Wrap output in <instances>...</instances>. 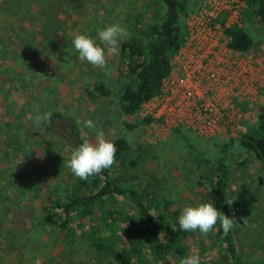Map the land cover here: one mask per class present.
<instances>
[{
	"label": "rangeland",
	"instance_id": "obj_1",
	"mask_svg": "<svg viewBox=\"0 0 264 264\" xmlns=\"http://www.w3.org/2000/svg\"><path fill=\"white\" fill-rule=\"evenodd\" d=\"M184 2L181 46L192 39L187 26L195 30L201 24L216 28L220 42L225 43L224 28L232 25L241 27L253 42L248 52L238 56L244 68L238 80L243 94L232 102L238 126L212 138L184 127L145 124L149 117L143 107L131 116L119 110L121 47L140 36L160 7L158 0H0V264H117L109 253L93 247L95 238L116 250L128 248L122 234L134 226L136 215L122 197L97 207L92 219L74 216L66 231L42 223L47 199L62 197L74 176L65 166L74 149L64 136L46 131L43 121L35 122V116L45 112L73 119L81 142H95V130L83 123L88 119L112 142L124 138L130 148L128 157H138L140 162L130 171L137 177L134 188L152 191L172 231L184 207L211 203L205 176L222 158L229 168L226 198L233 200L226 215L234 213L240 223L231 230L239 260L264 264V167L239 145L240 137L256 128L258 114L264 110V26L245 15L240 0ZM114 23L130 34L121 43L120 54L106 56V70L81 62L72 39L77 34L95 38L98 30ZM94 82H102L110 95L88 98ZM177 129L185 140L175 133ZM118 213L131 220L123 222ZM162 239L171 264L193 253L199 254L200 264H233L214 230L207 237L198 231L184 232L183 255L174 253L167 232ZM143 251V261L161 264L147 248Z\"/></svg>",
	"mask_w": 264,
	"mask_h": 264
},
{
	"label": "trees",
	"instance_id": "obj_2",
	"mask_svg": "<svg viewBox=\"0 0 264 264\" xmlns=\"http://www.w3.org/2000/svg\"><path fill=\"white\" fill-rule=\"evenodd\" d=\"M242 1L245 4V15L256 18L264 26V0ZM158 4L160 7L155 8L151 22L139 31L140 36L124 42L121 47L124 69L120 71L119 76L121 89L118 106L123 115H134L145 103L160 93L162 82L172 69L171 56L182 44L179 20L185 14L186 3L184 0H158ZM223 33L230 51L242 54L252 48L251 38L241 27L226 28ZM96 95L106 98L110 95V91L102 82H94L87 90V96L92 99ZM151 122L150 118L144 119L145 124ZM257 122L255 129L240 137L239 145L252 153L264 167V110L258 114ZM42 126L48 132L64 136L68 145L74 150L82 143L78 128L71 118L63 119L61 114L54 113L52 123L46 125L42 122ZM175 133L185 140V136L178 129ZM113 143L116 145L114 165L88 180L71 177L62 197L50 196L47 199L42 208V223L66 231L73 222L74 216L92 219L97 207L107 200L122 197L130 202L136 215L135 227L126 228L122 234L129 241L126 244L128 248L116 250L101 238H95L93 247L101 254L109 253L117 264H150L142 260V256H145L144 248H147L154 258L160 259L161 264H171L165 258L167 251L162 235L167 232L175 247L174 253L183 255L185 248L181 246V242L185 231L180 230L178 221L174 223L175 230H169L167 226L169 222L165 214L159 212L157 199L152 191L149 192L147 188L142 191L134 188L133 181L137 177L130 171L137 169L140 164L139 159L128 157L130 148L124 138H118ZM197 159L202 160L200 155H197ZM228 177L229 168L222 158L208 169L205 176L211 203L225 215ZM107 214L109 217L113 215L111 212ZM118 215L123 222L131 220L129 215L123 213ZM216 229L214 236L223 246L226 255L233 264H241L233 232L230 230L224 235L219 223Z\"/></svg>",
	"mask_w": 264,
	"mask_h": 264
},
{
	"label": "built area",
	"instance_id": "obj_3",
	"mask_svg": "<svg viewBox=\"0 0 264 264\" xmlns=\"http://www.w3.org/2000/svg\"><path fill=\"white\" fill-rule=\"evenodd\" d=\"M230 27L234 26L226 28ZM187 28L192 39L175 53L160 93L142 107L163 128L184 127L206 138L231 132L238 126L232 102L243 94L238 90L244 71L238 61L241 54L227 48L224 33L225 43L220 42L216 28L205 24L195 30Z\"/></svg>",
	"mask_w": 264,
	"mask_h": 264
},
{
	"label": "clouds",
	"instance_id": "obj_4",
	"mask_svg": "<svg viewBox=\"0 0 264 264\" xmlns=\"http://www.w3.org/2000/svg\"><path fill=\"white\" fill-rule=\"evenodd\" d=\"M126 27L119 23L109 24L97 31L95 38L86 34H77L71 41L73 49L78 53L81 62H87L101 70L107 68V55L118 56L121 43L129 38ZM52 123V113L45 112L35 116L39 124ZM84 126L95 130V142L84 140L72 152L65 166L80 180L100 175L105 169L111 168L115 163L116 145L106 138L103 130L98 129L91 119L85 120ZM225 203L231 208L233 200ZM180 230L185 232H199L207 237L219 223L223 234L227 235L234 227L239 226L233 213L232 217L219 211L212 203H199L196 206H186L177 218ZM126 226V225H125ZM219 230V229H216ZM179 264H200V256L193 253L180 260Z\"/></svg>",
	"mask_w": 264,
	"mask_h": 264
}]
</instances>
